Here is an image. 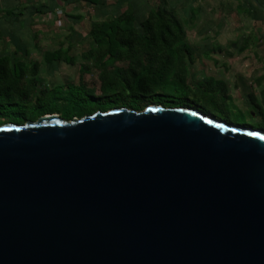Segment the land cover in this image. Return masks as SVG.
<instances>
[{
    "label": "water",
    "instance_id": "1",
    "mask_svg": "<svg viewBox=\"0 0 264 264\" xmlns=\"http://www.w3.org/2000/svg\"><path fill=\"white\" fill-rule=\"evenodd\" d=\"M0 264H264V131L155 104L0 125Z\"/></svg>",
    "mask_w": 264,
    "mask_h": 264
},
{
    "label": "trees",
    "instance_id": "2",
    "mask_svg": "<svg viewBox=\"0 0 264 264\" xmlns=\"http://www.w3.org/2000/svg\"><path fill=\"white\" fill-rule=\"evenodd\" d=\"M245 1L252 19H264L263 11ZM257 1L264 6L263 0ZM84 2L96 9L103 4L100 0ZM86 37L90 45L81 57L92 60L99 72L98 91L81 82L37 90V62L27 64L0 56V125L24 124L44 115L70 121L120 107L139 112L152 104L190 107L206 114L205 104L214 102L216 95L228 97L225 83L212 77L195 85L188 83L187 62L192 52L182 22L165 2L142 19L135 4L128 1L125 10L93 21ZM70 48L45 51L44 60L73 65ZM120 63L126 66H117ZM247 99L249 106L258 107L252 94Z\"/></svg>",
    "mask_w": 264,
    "mask_h": 264
},
{
    "label": "rangeland",
    "instance_id": "3",
    "mask_svg": "<svg viewBox=\"0 0 264 264\" xmlns=\"http://www.w3.org/2000/svg\"><path fill=\"white\" fill-rule=\"evenodd\" d=\"M128 1L135 4L139 11V18L142 19L149 10H156L163 2L175 12L182 22L186 33L185 41L192 52L191 60L187 62V81L190 85H195L208 77L223 80L226 83L230 96L223 98L216 95L214 102L205 104L206 115L236 127L257 128L264 131V112L258 113L254 106L250 107L244 101L245 96L250 93L255 96L257 102L264 100V76H262L264 75V40L257 43L258 31L264 33V22L262 27L248 14H242L230 6L226 7L221 0L220 8H214L213 0L208 1L207 6L210 9L203 7L205 5L195 8L196 4L192 3L193 0L188 2L186 0ZM128 1L113 5L111 8L107 7L105 17L110 18L121 9H125ZM50 18L55 21L49 20L48 23L57 31L55 36L60 28L63 29L62 33L66 32L64 29L69 24L64 25L55 17ZM84 21L80 28L83 33H86L92 23H90L91 17ZM49 38H51L50 35L44 41L45 47L55 48L57 41ZM245 43L249 46L246 51L237 53L234 50ZM255 44H258L257 52L253 51L254 48L252 50V45ZM89 45L90 40L85 37L70 48L69 53L75 59L73 65L63 62H56L52 66L47 65L45 61L40 63L42 65L38 68L37 90L78 85L81 82L86 88L98 91L99 72L93 67L92 60L81 57V54L88 50ZM230 46L233 49H230ZM41 57L40 54L39 56L35 54V56L24 57V60L31 63L32 58L41 59ZM117 66L125 67L126 63H120ZM247 101L249 102V99Z\"/></svg>",
    "mask_w": 264,
    "mask_h": 264
},
{
    "label": "crops",
    "instance_id": "4",
    "mask_svg": "<svg viewBox=\"0 0 264 264\" xmlns=\"http://www.w3.org/2000/svg\"><path fill=\"white\" fill-rule=\"evenodd\" d=\"M186 1L188 2L190 0ZM208 1L211 0H193L192 3L196 4V6L193 5L195 8H201L205 5L203 7L210 9L207 6ZM213 1L215 3L214 8L220 6V0ZM221 1L224 2L226 7H233L239 10L242 14H248L252 19V16L249 14L251 8L245 0ZM255 1L258 2L257 0ZM100 2L103 3L102 7L100 9H96L93 6H88L84 0H0V56H5L9 59H15L16 61L27 63L25 62L24 57L32 55L35 56V54L39 56L40 54L42 56L41 59L32 58L33 61L31 63L37 62L39 66H41L42 64L40 63L45 61L44 52L52 50L50 47H45L44 43V41L48 39L49 35L51 37L49 39H55L57 41V44L55 43V48L60 46L63 48H67L69 46L72 47L76 42L82 41V39L86 37L85 34L87 35L89 32L88 30L86 33H83L80 28V26L85 22V19H89L91 17L90 23L102 19L106 15L105 12L107 7L111 8L113 5H120L121 2H126V0H100ZM80 7H84L85 9L83 10ZM123 10L125 9H121V11ZM50 17H55L60 22L62 21L64 25L69 24L64 29L66 32L62 33L63 29L60 28V30H58L59 33L55 36L54 34H56L57 31L53 29L52 25L48 24L49 20L54 21ZM257 22L263 27L264 19L259 21L257 20ZM258 32L259 36L257 37V43L259 44L261 40H264V33L260 30ZM64 44L67 46H64ZM255 45H252V50L254 48L253 51L257 52V45ZM248 47L247 43H245L242 47L240 46L234 50L238 53L240 51H246ZM230 49L233 48L230 46ZM46 63L51 66L56 64V62ZM218 81L225 83L223 80ZM226 90L229 97L230 95L228 93L227 85ZM248 95L249 94H247L244 98L247 105L248 101L246 98ZM257 101L258 100L256 99L258 107H254V109L258 113L264 112V100L259 102Z\"/></svg>",
    "mask_w": 264,
    "mask_h": 264
}]
</instances>
